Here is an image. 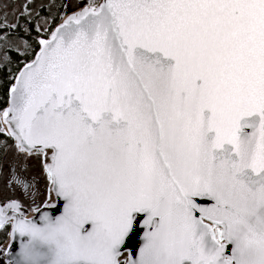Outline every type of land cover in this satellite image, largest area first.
Instances as JSON below:
<instances>
[{
	"label": "snow or ice",
	"instance_id": "6c2138e0",
	"mask_svg": "<svg viewBox=\"0 0 264 264\" xmlns=\"http://www.w3.org/2000/svg\"><path fill=\"white\" fill-rule=\"evenodd\" d=\"M0 89L3 264H264V0H0Z\"/></svg>",
	"mask_w": 264,
	"mask_h": 264
},
{
	"label": "rangeland",
	"instance_id": "374dc122",
	"mask_svg": "<svg viewBox=\"0 0 264 264\" xmlns=\"http://www.w3.org/2000/svg\"><path fill=\"white\" fill-rule=\"evenodd\" d=\"M38 2H43V0H37V3ZM13 158V152L12 151H9L6 159H12ZM32 164H36V161L33 160L32 161ZM36 169L35 170H32L31 169V172L32 174L36 175L39 180H38V184H37V187L39 190L43 189V193H42V196L43 198H45V184H46V181L44 179V177L42 175H40V170L38 167H35ZM6 175L7 173L5 172V176L4 177H0V200L3 199V197H6L7 194L5 193L6 190H7V186L5 185V179H6ZM17 197H20V195H16ZM29 198H24V201H25V204L27 205L28 203V200Z\"/></svg>",
	"mask_w": 264,
	"mask_h": 264
},
{
	"label": "flooded vegetation",
	"instance_id": "af4514ba",
	"mask_svg": "<svg viewBox=\"0 0 264 264\" xmlns=\"http://www.w3.org/2000/svg\"><path fill=\"white\" fill-rule=\"evenodd\" d=\"M38 3H40V2H38ZM43 3L47 4L48 0H43ZM53 11H55V9ZM45 14H46V10H45ZM5 105H6V103L3 106H5ZM2 138L3 137H0V139H2ZM11 143H12V141H9V144H11ZM35 167L39 168L38 163L36 162L35 165L31 163V169L35 170L36 169ZM38 180H39V178H38ZM42 191H43V189L39 190V195L36 197V202L37 203H40L44 199L43 196H42V193H43ZM5 193L7 194V196L3 197V199H1V200L7 199V198L13 197V196L17 197L16 195H20L19 189H17L15 191V193H13V191L11 189H9L8 187H7V190H6ZM27 198H29L28 199L29 201L31 200V197H27ZM27 213H33V212L29 209L27 211ZM7 239H8V235L6 233L0 232V247L7 241ZM0 264H1V262H0Z\"/></svg>",
	"mask_w": 264,
	"mask_h": 264
},
{
	"label": "water",
	"instance_id": "95a60500",
	"mask_svg": "<svg viewBox=\"0 0 264 264\" xmlns=\"http://www.w3.org/2000/svg\"><path fill=\"white\" fill-rule=\"evenodd\" d=\"M6 106V105H5ZM53 200L55 201V197H53ZM63 210V207H62V204L58 207L57 211L55 212H50L51 215H59L60 212ZM29 217H33L35 216L36 214L34 213H26ZM36 219H38V216H36ZM139 239L138 238H133V245L137 246L138 248V245H139ZM9 243H12V241L10 240L9 236H8V239L7 241L2 245V246H6L8 245ZM1 246V247H2ZM12 247L15 251H19V239L16 240L15 243H12ZM127 255V253H125V256ZM1 264H3L2 260H0Z\"/></svg>",
	"mask_w": 264,
	"mask_h": 264
},
{
	"label": "trees",
	"instance_id": "16d2710c",
	"mask_svg": "<svg viewBox=\"0 0 264 264\" xmlns=\"http://www.w3.org/2000/svg\"><path fill=\"white\" fill-rule=\"evenodd\" d=\"M6 101V96L4 94V89H0V107H3Z\"/></svg>",
	"mask_w": 264,
	"mask_h": 264
}]
</instances>
